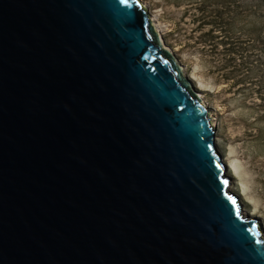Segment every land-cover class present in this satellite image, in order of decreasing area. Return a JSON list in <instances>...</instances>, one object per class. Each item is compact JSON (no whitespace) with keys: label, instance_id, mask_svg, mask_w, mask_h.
Instances as JSON below:
<instances>
[{"label":"water","instance_id":"95a60500","mask_svg":"<svg viewBox=\"0 0 264 264\" xmlns=\"http://www.w3.org/2000/svg\"><path fill=\"white\" fill-rule=\"evenodd\" d=\"M226 172L140 0H0V264H264Z\"/></svg>","mask_w":264,"mask_h":264},{"label":"rangeland","instance_id":"374dc122","mask_svg":"<svg viewBox=\"0 0 264 264\" xmlns=\"http://www.w3.org/2000/svg\"><path fill=\"white\" fill-rule=\"evenodd\" d=\"M140 1L210 110L230 189L264 234V0Z\"/></svg>","mask_w":264,"mask_h":264},{"label":"trees","instance_id":"16d2710c","mask_svg":"<svg viewBox=\"0 0 264 264\" xmlns=\"http://www.w3.org/2000/svg\"><path fill=\"white\" fill-rule=\"evenodd\" d=\"M207 35H209V37L212 36V32L211 31H208L207 32Z\"/></svg>","mask_w":264,"mask_h":264},{"label":"bare ground","instance_id":"6f19581e","mask_svg":"<svg viewBox=\"0 0 264 264\" xmlns=\"http://www.w3.org/2000/svg\"><path fill=\"white\" fill-rule=\"evenodd\" d=\"M161 39H162V37H161ZM163 40V39H162ZM163 43H164V41H163ZM164 47L166 48V46H165V43H164ZM167 49V48H166ZM230 188V187H229Z\"/></svg>","mask_w":264,"mask_h":264},{"label":"snow or ice","instance_id":"6c2138e0","mask_svg":"<svg viewBox=\"0 0 264 264\" xmlns=\"http://www.w3.org/2000/svg\"><path fill=\"white\" fill-rule=\"evenodd\" d=\"M125 2H126V0H125Z\"/></svg>","mask_w":264,"mask_h":264}]
</instances>
